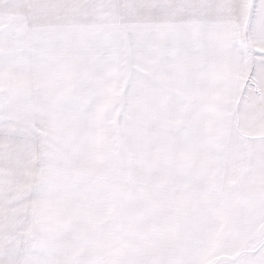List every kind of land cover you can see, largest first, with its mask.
Here are the masks:
<instances>
[{"label":"snow or ice","instance_id":"1","mask_svg":"<svg viewBox=\"0 0 264 264\" xmlns=\"http://www.w3.org/2000/svg\"><path fill=\"white\" fill-rule=\"evenodd\" d=\"M0 264H264V0H0Z\"/></svg>","mask_w":264,"mask_h":264}]
</instances>
